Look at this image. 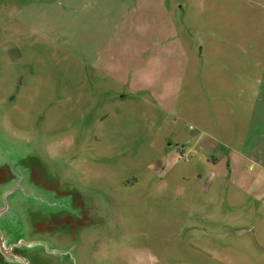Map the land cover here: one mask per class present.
<instances>
[{
	"label": "rangeland",
	"instance_id": "374dc122",
	"mask_svg": "<svg viewBox=\"0 0 264 264\" xmlns=\"http://www.w3.org/2000/svg\"><path fill=\"white\" fill-rule=\"evenodd\" d=\"M82 1L0 0V264H264V0H168L174 112L84 70Z\"/></svg>",
	"mask_w": 264,
	"mask_h": 264
},
{
	"label": "crops",
	"instance_id": "0c3cea01",
	"mask_svg": "<svg viewBox=\"0 0 264 264\" xmlns=\"http://www.w3.org/2000/svg\"><path fill=\"white\" fill-rule=\"evenodd\" d=\"M82 2L86 27L81 41L84 70L91 69L97 76L111 80L139 101L153 102L162 110L174 112L185 79L187 49L171 17L168 0ZM261 93L264 97V87ZM255 120L264 127V99L261 103L259 100ZM197 146L214 150V143L206 140L200 139ZM253 154L264 162V146Z\"/></svg>",
	"mask_w": 264,
	"mask_h": 264
},
{
	"label": "built area",
	"instance_id": "2783aa9c",
	"mask_svg": "<svg viewBox=\"0 0 264 264\" xmlns=\"http://www.w3.org/2000/svg\"><path fill=\"white\" fill-rule=\"evenodd\" d=\"M183 158H185L186 160L188 159V155L185 154L184 156H182Z\"/></svg>",
	"mask_w": 264,
	"mask_h": 264
}]
</instances>
